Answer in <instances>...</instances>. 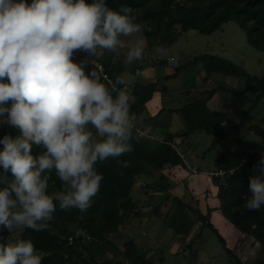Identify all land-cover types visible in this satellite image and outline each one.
<instances>
[{
	"label": "clouds",
	"instance_id": "9594fccd",
	"mask_svg": "<svg viewBox=\"0 0 264 264\" xmlns=\"http://www.w3.org/2000/svg\"><path fill=\"white\" fill-rule=\"evenodd\" d=\"M135 13L105 0H0V125L18 130L0 139V168L13 177L0 189V231H46L57 207L87 212L104 179L97 164L129 166L120 158L142 139L131 111L133 81L104 82L97 64L121 47L126 63L143 59L147 39ZM153 51L181 63L163 45ZM77 52L92 59L76 62ZM254 168L241 214L264 207V155ZM53 175L62 185L56 192L49 191ZM45 255L31 238L0 243V264H42Z\"/></svg>",
	"mask_w": 264,
	"mask_h": 264
},
{
	"label": "trees",
	"instance_id": "16d2710c",
	"mask_svg": "<svg viewBox=\"0 0 264 264\" xmlns=\"http://www.w3.org/2000/svg\"><path fill=\"white\" fill-rule=\"evenodd\" d=\"M86 2L91 3V0ZM105 2L109 8L116 11L122 6L136 10V22L142 26L147 39L146 53L153 51L157 44L168 48L183 31L193 29L208 34L231 20L243 28L249 45L256 50L264 51V0H105ZM74 59L81 61L87 58ZM98 61L103 64L111 82H114L124 70L122 61L114 59V52H105ZM151 62L155 64L161 61L156 54V58ZM189 64L201 66L202 82L211 83L212 81L208 80L210 76L218 73L244 77L250 84L242 90L228 88L222 84L202 89L200 91L202 96H196L180 107L170 109L179 112L184 122L181 131L172 132L165 128L167 124L157 119L160 110L152 116L144 114L145 104L155 90L166 89L163 83L165 80L177 75ZM91 69L92 65L88 64L86 71ZM129 70L134 74L136 67L131 64ZM219 90L236 97L252 90L253 105L264 97V78L249 74L242 63L235 64L219 55L204 52L195 54L191 59L183 61L172 73L159 76L154 81L133 80L132 86L128 89L131 111L137 117L135 121L137 127L145 130L149 136L142 135L140 142L134 143L135 150L120 158L129 166L123 167V163L118 164L112 159L98 163L97 170L104 179L99 194L93 198L92 206L87 212L82 213L75 208L62 211L57 207L48 230L34 232L26 229L19 233V239L31 238L37 250L46 253L42 264H121V259H115L116 254L123 255L127 264H153L135 242V236L125 227L127 224L135 225L142 220L145 222L156 219L167 228L171 241L178 242L181 248L178 253L188 251V264L198 263L195 262L197 261L195 257L200 247L196 246V241L205 239L204 229H208L219 241L230 264H240L233 250L226 245L223 236L210 220L214 208L206 206L202 210L198 206V200L194 197L186 178L192 173L199 172L200 168H193L188 164L185 149L177 140L186 139L195 131H199L215 136L210 144L212 147L233 132L239 134L247 123V130L254 133L264 144V127L250 122L247 112L236 121L223 111L209 107V99ZM151 134L156 136L150 137ZM5 135L15 137L18 130L0 125V139ZM2 149L3 145L0 144V150ZM40 152V148L33 147L34 155ZM262 155L264 147L238 146L219 151L213 161L214 168L208 173L212 189L208 187L206 191L218 199L216 209L229 223L264 246V207L259 211H245L244 214L240 211L244 197L250 196L249 177L255 175L254 166ZM179 173L181 177L178 176ZM140 176L147 178L139 182L144 199L136 200L131 195V189ZM4 177H7L8 181L13 179L10 172L5 173L0 168V189L7 186ZM180 181L184 182L183 186L179 185ZM175 186L182 188L183 193H174ZM61 187V182L53 175L49 191L56 192ZM150 191L157 192L158 195L154 196ZM143 207L148 209L145 216L140 214ZM194 225H197L198 229L187 241ZM77 231H84L90 238L82 235L75 237ZM9 236L10 233L6 229L0 231V243H8ZM110 251L117 253L109 257Z\"/></svg>",
	"mask_w": 264,
	"mask_h": 264
},
{
	"label": "rangeland",
	"instance_id": "374dc122",
	"mask_svg": "<svg viewBox=\"0 0 264 264\" xmlns=\"http://www.w3.org/2000/svg\"><path fill=\"white\" fill-rule=\"evenodd\" d=\"M168 49H170L171 54L179 55L181 63L191 59L195 54L207 52L219 55L235 64L242 63L249 74L264 78V51L256 50L249 45L243 28L232 20L223 23L219 29L208 34L199 33L193 29L183 31ZM126 51V47H121L114 52V59L122 61L124 66V70L119 73L118 77L126 80L154 81L159 76L172 73L176 68L168 63L167 59H162L159 56L161 62L152 63L151 61L156 58L155 52L146 53L145 51L142 60L132 63L136 67L134 74H132L129 70L131 64L125 61ZM77 54L92 59L87 53L77 52ZM74 60L79 61V59ZM202 75L203 71L199 64H189L182 68L177 75L171 76L163 82L166 85L164 91L155 90L153 92L145 104L144 114L152 116L160 110L157 119L160 122H167L165 128L168 130L179 132L184 127L183 119L179 112L170 109L180 107L196 96H202L200 94L202 89H210L216 84H222L237 90H242L250 84V81L244 77L218 73L210 76L208 80L212 81L211 83L202 82ZM253 97L254 91L252 90L247 91L240 97L231 96L230 93L219 90L209 99L208 105L211 108L223 111L228 117L236 121H239L244 112H247L250 122L264 127V120H262V116H264V97L252 105ZM246 125L247 123L244 124L239 134L233 132L212 147H210V144L215 136L211 134L195 131L186 139L178 138V142L185 149L188 164L192 165L193 168H200L199 172L192 173L186 178L188 186L194 192V197L201 200L209 196L206 195V189L210 187L211 190L212 186L208 173L213 170V161L219 151L237 148L238 146H247L248 148L264 147V144L257 139L256 135L247 130ZM254 173L257 174L255 169ZM145 180H147L146 176H140L136 179L131 189V195L134 199L143 198V189L139 186V182ZM182 190V188L176 186L173 189L174 193H183ZM150 192L154 196L158 195L157 192ZM183 196L185 195L183 194ZM147 213L148 209L143 207L140 213L141 216H145ZM159 223L156 219L145 222L142 220L135 225L127 224L125 228L135 236V242L140 246L141 251L144 250V254L148 256L153 264H188V251L183 250L178 253V250H181L178 242L171 241L169 231ZM197 229V225H194L187 241L193 237ZM19 233L17 231L10 234L8 243L19 239ZM203 235L205 239L196 241V246H199L200 250L197 257H195L197 260L195 262L198 263L194 264H230L216 237L208 229L203 230ZM116 253V251H110L108 256L111 257ZM117 258L122 260L121 264H127L123 255L116 254L115 259ZM257 264H264V256L257 261Z\"/></svg>",
	"mask_w": 264,
	"mask_h": 264
},
{
	"label": "crops",
	"instance_id": "0c3cea01",
	"mask_svg": "<svg viewBox=\"0 0 264 264\" xmlns=\"http://www.w3.org/2000/svg\"><path fill=\"white\" fill-rule=\"evenodd\" d=\"M177 108V107H176ZM167 124V122L165 123ZM178 140V139H177ZM207 197L198 200V206L203 210L206 206L213 207L210 220L223 236L226 245L231 248L239 259L240 264H257V261L264 256V246H261L252 236L240 232L229 223L216 209L218 199L212 193H206Z\"/></svg>",
	"mask_w": 264,
	"mask_h": 264
},
{
	"label": "built area",
	"instance_id": "2783aa9c",
	"mask_svg": "<svg viewBox=\"0 0 264 264\" xmlns=\"http://www.w3.org/2000/svg\"><path fill=\"white\" fill-rule=\"evenodd\" d=\"M77 57L80 58V59H82L81 56H78V54L75 53L73 58H77ZM97 68H98V71L101 73V75H102V77H103V80L109 82V81H110V78H109L107 72L105 71V68H104L103 64H102L101 62H99V61H98V64H97ZM140 132H141V135L149 136L147 133H145V130H143V129H140ZM154 136H156V135H153V134L150 135V137H154ZM181 156H182V154H181ZM178 176L181 177V174L179 173ZM183 184H184L183 181H180V182H179V185H180V186H183ZM77 235L85 236L87 239L90 238V236H89V235H86V234L84 233V231H77V232L74 234V236L76 237ZM69 239H71V238L69 237Z\"/></svg>",
	"mask_w": 264,
	"mask_h": 264
}]
</instances>
